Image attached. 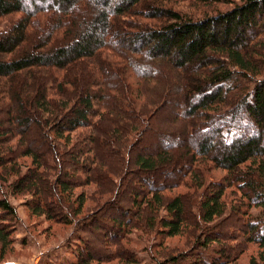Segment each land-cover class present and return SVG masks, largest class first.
<instances>
[{
	"label": "trees",
	"instance_id": "1",
	"mask_svg": "<svg viewBox=\"0 0 264 264\" xmlns=\"http://www.w3.org/2000/svg\"><path fill=\"white\" fill-rule=\"evenodd\" d=\"M143 1L125 0L121 5L117 0H0V23L7 21L0 28V115L5 117L0 120V184L9 195L29 194L27 205L33 214L73 226L78 235L66 243L70 258L64 264H83L85 257L84 264L93 261L95 247L82 233L103 227L109 232L101 241H112L107 242L109 255L125 253L131 264H139L134 250L142 247L151 250L152 262L162 264L155 260V249L186 232V209V217L195 224L187 234L199 250L190 259L172 256L166 264H230L250 245L258 252L248 264H264V0H243L229 13L200 22L155 8L141 18L147 24L161 23V28L137 26L131 36L136 45L127 48L108 30ZM183 1L203 7L222 2ZM75 8L85 15L104 11L90 21L76 16V22ZM166 17L168 22H157ZM115 45L121 46V53ZM84 63L87 75L76 68ZM144 63L155 66L151 74L139 68ZM101 65L122 84L103 82ZM191 68L195 72L186 77L183 72ZM85 76L88 81L82 82ZM170 95L196 103L174 117L172 124L177 126H154L153 118L171 101ZM106 100L114 101L112 108ZM207 122L217 128H209ZM4 124L12 129H3ZM179 126L181 132L175 130ZM196 130L203 140L195 150L185 149ZM65 159L73 162V171L83 180L51 171ZM47 169L54 175H46ZM181 171L178 185H166ZM214 171L226 176L215 181ZM129 175L139 176V182L132 190L131 209L123 210L119 189ZM156 176L162 177L158 188L153 183L161 179ZM65 178L77 181L70 184ZM181 186L195 191L196 198L189 202L184 195H164ZM88 187L90 195H74ZM231 188L241 200L229 202ZM6 194H0L2 248L16 233V213ZM232 219L234 233L219 232ZM106 222L117 225L107 227ZM143 232L155 236L145 240ZM129 235L137 241L130 248L135 240L126 244Z\"/></svg>",
	"mask_w": 264,
	"mask_h": 264
},
{
	"label": "rangeland",
	"instance_id": "2",
	"mask_svg": "<svg viewBox=\"0 0 264 264\" xmlns=\"http://www.w3.org/2000/svg\"><path fill=\"white\" fill-rule=\"evenodd\" d=\"M114 1L116 2V0H113V2ZM124 1L125 0H117V3L119 2V4L123 5L122 2ZM242 4H243V0H222L220 4H215V5L212 4L211 6L203 7L195 2L183 1V0H167L165 2H150V1L144 0L141 3V6L136 5L132 7L129 11L130 14L121 16L123 18H121L120 20H117L114 25H111L108 30L109 32L108 34L111 37H113V39L115 38L116 41L120 42L119 44L126 46L127 48H132L133 46L136 45V43H135L134 37H131V36H132V33L137 32V30L135 29L137 26L142 25L143 27V25H145V28L141 27L139 28V30L146 29L147 27H149L147 25H150L149 29H160L161 28V25H162L161 23L154 24V22L153 23L151 22L147 24L148 22H146V20H143V18H141V16H143L145 12L146 13L149 11L152 12L155 8H164L166 10L171 9L174 12L188 15L190 18L193 19L194 22L195 21L200 22L202 20L216 18V16L229 13L233 9L240 7ZM110 7H112V5H110ZM75 10L76 11L74 15H72V18H75L74 20H76V16H77L78 18L86 19L87 21H90V18H92V16H94L96 12H101L102 10L104 11V9H97V10L94 9L89 12H86V15H85V13L83 14V12H81L82 10L80 9L77 10V8H75ZM164 20L165 21L161 20L160 18L159 20H157V22H168L167 17ZM6 26H7L6 20L0 23V28H4ZM86 27L87 26L84 27L85 30H87ZM222 28L223 27L221 26V27H218L217 29L221 31ZM97 33L100 34L99 32ZM115 46L118 47L119 52L121 53L122 51L121 46H118V45H115ZM104 57L113 58V56L111 55H108V56L106 55ZM89 61L92 62L91 65H93V63H96L95 60L94 61L89 60ZM188 66L186 68H189ZM100 67L102 70L101 74H103L102 75L103 78L105 77V80H103V82L111 84L112 86L114 85L119 86L122 84V81L120 80V78L113 75L112 71L109 69L107 65L106 66L101 65ZM76 68L79 70V73L87 75V71H88L87 63L80 64L76 66ZM139 68L141 69L142 72L147 71L146 73L151 74L155 66L150 65L148 63H144V64H141ZM163 71L165 70H161V72ZM194 72H195L194 68L193 69L191 68V69L185 70L183 73L186 77H188L190 73H194ZM106 77L108 78L106 79ZM118 80L119 82H117ZM85 81H88V78L86 79V76L83 77L82 82H85ZM121 87L122 86H120L119 88L121 89ZM120 89L119 91L123 93L126 97L127 96L126 93ZM83 92L84 90L81 89L80 95H83ZM170 100L171 101L165 104L153 118L155 122L153 123L154 126L167 127V128L177 126V124H172V121H174V117L178 113L188 111V109L196 103L195 99H193L189 103L187 102V100L182 99L181 96H174V95L170 97ZM105 105L106 106L109 105L110 108H112L111 106L114 105V101L106 100ZM3 119H5V117L3 115H0V120L3 121ZM209 124L210 123L207 122L206 125H209ZM2 127L3 129L4 128L12 129L11 127L7 128V124H4ZM199 128L201 129V126ZM209 128H217V124L212 123L209 125ZM181 129L182 127L179 126L175 130H177V132H181L182 131ZM199 131L200 130L194 131V136L190 137L188 141H186L187 137H186V134L183 132L184 139L186 141L183 145L185 149H192V150L196 149L197 143L203 140L200 137L201 133ZM27 138H28V135H27ZM29 143L30 142L28 141L26 145L31 147V144ZM41 143L42 142L40 141V143H38V146H41L44 152L46 148ZM26 145H23V146H26ZM33 146H35V144H33ZM178 147L179 145L177 146V148ZM181 149L182 147H180V150ZM100 151H101L100 153L102 154L103 150H100ZM44 159L45 161L48 160L47 158H44ZM24 162L25 164L27 163L28 167H30L29 160H25ZM72 163L73 162H71L69 159H65L62 162H57L56 167H54V169L52 167L51 171L55 172V171L62 170L64 172V175L65 173H68L66 175L67 177L70 175H73L74 177L76 176L77 178L83 180V178H80L79 176H77L78 175L77 172L73 171ZM209 165H212V164H209ZM54 172L52 173L47 169L46 175H49V174L54 175ZM182 173L183 171L179 172L178 174L174 173L175 175L171 176L172 178H170V182H168L166 185L168 184L171 186L176 185V184L178 185V183L175 180ZM211 173H212V176L211 175L210 176L215 181L221 180L223 177L226 176V172H223V171H214ZM156 177L157 178L155 179L157 180L161 179V182L153 183L155 188H158L159 185L161 186L162 184V177H158V176ZM138 178L139 176L135 177L133 175H129L125 181L121 180V184H123V187L119 189V193H120L119 205H121V207L124 208L123 210L131 209L130 200L132 196V190L137 189L136 186L138 185V182H139ZM63 180L70 184L77 181V180H71L70 178H65ZM0 186H1L0 194L7 193L6 195H7V200L9 202V205L14 208L15 213H16V218L12 219V224H14L15 226L16 233L13 236L11 235L10 237V241L12 240L11 244L3 248L0 244V264H64L65 262H67L68 259L70 258V255L68 252H66V243L69 237L71 239L76 240L74 236L78 235V233L73 232L74 231L73 226L71 225L68 226L66 224H60L58 222H52L50 220H47L45 215L33 214V212L29 210L28 205H27L31 198L29 194H19L17 196L9 195L8 189L6 188V186L5 185L2 186L1 184ZM91 192H92V189L90 187L81 188V189H77L76 191H74V195L76 197L82 193L83 195L84 194L90 195ZM164 195L169 197V199L172 197L179 196V195H184L188 198L189 202L190 200L196 198L195 191L191 189L185 190L182 186L173 188V190L166 192ZM227 198L229 199V202L232 201L233 203V201L235 200H241L242 197H241V194L235 188H231L227 192ZM94 199L98 200V197L95 196ZM55 212L56 211L53 210L52 215H54ZM252 212H253V215L258 214L257 210H252ZM186 213H187V209L185 213L183 214L184 220L187 221V222L186 221L184 222L188 223V226L186 228H183L184 230H186V232L183 231V233L179 237H176L174 239L164 240L163 244L162 245L160 244V246H158L155 249V255L157 256L155 260L159 259V261H164L162 262V264H166V259L171 258L172 256L173 257L176 256L180 260L190 259L188 256H191L196 250H199V248H197V244L193 245V243L190 242V236L187 234L188 232H193L194 227L191 224L193 222L188 217H186ZM144 215H145V218L149 217L148 213H145ZM160 217H163V214H161ZM234 221L235 220L232 219L229 222H227L226 225H224L219 230V232H222V234L224 235H230L231 233L233 234L234 232H232L230 228L231 226H233L231 225L232 224L231 222L234 223ZM9 222H11V220L8 222H5V224ZM106 224L104 225L107 227L116 226L117 222H115V225H111V224L109 225V222L108 223L106 222ZM235 226L237 227V229L240 228L237 225ZM103 228L105 229L106 227H103ZM103 228H101V230L100 229L91 230L90 232H88V234L84 232L82 233V236L87 241V243L91 245V247L92 246L95 247L92 251L93 253L92 257H94L93 261H89V263L87 264H131L130 262H132L131 261L132 258L130 255H127L125 253H119L116 256H111V254L109 255V252L106 247L108 243L110 244L112 241H108V240H111L110 238H107V239L104 238L106 244H103L100 237L103 236L105 232L106 233L109 232V229L104 230ZM142 235L145 240H149L151 237L155 236L152 234L148 236L146 235L145 232H143ZM125 239H126L125 243L127 244L129 242L128 240L130 241L135 240V235L126 236ZM140 240L142 241L143 239H140ZM80 243L82 242L80 241ZM136 243L137 241L135 240L134 244H128V247L130 248L131 245H136ZM96 246H98L99 248H97ZM74 249L77 251H80L79 245H75ZM257 252H258L257 246L250 245L244 254H242L235 262L230 263V264H248L250 257L257 256ZM150 253H151V250H143L142 247L136 248V250H134V257L137 259V262L139 264H155L151 260ZM86 259L87 258L85 257L83 264L86 261H88Z\"/></svg>",
	"mask_w": 264,
	"mask_h": 264
}]
</instances>
